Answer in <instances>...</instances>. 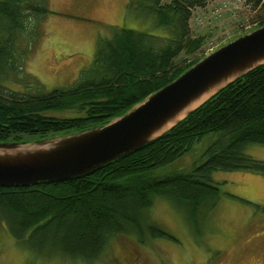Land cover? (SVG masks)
Instances as JSON below:
<instances>
[{
  "label": "trees",
  "instance_id": "obj_1",
  "mask_svg": "<svg viewBox=\"0 0 264 264\" xmlns=\"http://www.w3.org/2000/svg\"><path fill=\"white\" fill-rule=\"evenodd\" d=\"M209 1L131 0L129 8L153 16L155 27L166 35L117 27L112 38L99 40L91 64L71 86L46 92L26 71L28 48L23 43L32 45L51 13L50 0H0V143L65 136L126 114L202 59L175 65L183 52L202 47L203 40L193 37L191 20ZM245 1L254 11H264V0ZM11 78L33 81L36 91L12 90L5 85ZM68 111L78 116L50 114ZM211 134L217 138L191 171L153 175ZM249 144L264 145V65L226 86L154 142L87 175L0 187V212L13 236L37 255L89 264L121 234L134 233L141 244L151 238L178 242L150 219L153 198L174 204L199 236L204 209H214L220 199L214 172L264 175V161L245 153Z\"/></svg>",
  "mask_w": 264,
  "mask_h": 264
},
{
  "label": "rangeland",
  "instance_id": "obj_2",
  "mask_svg": "<svg viewBox=\"0 0 264 264\" xmlns=\"http://www.w3.org/2000/svg\"><path fill=\"white\" fill-rule=\"evenodd\" d=\"M172 0H163L170 3ZM131 0H50L51 13L42 22L38 35L24 41L28 48L26 71L46 92L68 88L88 67L101 39L112 38L115 28L166 35L154 25L151 15L130 9ZM264 11H254L245 0H210L193 13L194 38L203 40L194 53L183 52L176 66H186L207 53L261 26ZM263 20V21H262ZM11 78L5 82L16 92L36 91L34 82ZM61 117L77 113L51 112ZM211 134L176 162L154 171L155 177L191 171L210 143ZM245 153L264 161V145L249 144ZM220 187V199L212 210L204 209L200 235L190 229L184 214L170 201L153 198L150 219L178 239L151 238L141 244L134 233L110 240L105 251L90 264H264V175L217 171L212 175ZM0 264H89L60 255H37L25 241L11 233L0 212Z\"/></svg>",
  "mask_w": 264,
  "mask_h": 264
},
{
  "label": "water",
  "instance_id": "obj_3",
  "mask_svg": "<svg viewBox=\"0 0 264 264\" xmlns=\"http://www.w3.org/2000/svg\"><path fill=\"white\" fill-rule=\"evenodd\" d=\"M262 65L264 26L206 54L173 82L103 126L44 140L0 143V187L64 182L87 175L154 142L226 86ZM205 95L207 99L190 109Z\"/></svg>",
  "mask_w": 264,
  "mask_h": 264
},
{
  "label": "bare ground",
  "instance_id": "obj_4",
  "mask_svg": "<svg viewBox=\"0 0 264 264\" xmlns=\"http://www.w3.org/2000/svg\"><path fill=\"white\" fill-rule=\"evenodd\" d=\"M208 96H209V95H207V96L205 95L202 99H200L199 101L195 102V103L191 106L190 109H192V108L198 106L201 102H203L205 99H207ZM190 109H189V110H190ZM181 117H182V116H181Z\"/></svg>",
  "mask_w": 264,
  "mask_h": 264
}]
</instances>
